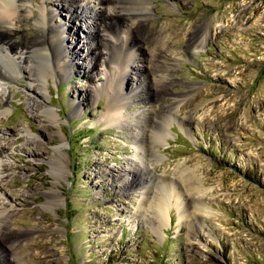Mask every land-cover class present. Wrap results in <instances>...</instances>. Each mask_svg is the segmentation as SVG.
<instances>
[{
  "label": "rangeland",
  "instance_id": "obj_1",
  "mask_svg": "<svg viewBox=\"0 0 264 264\" xmlns=\"http://www.w3.org/2000/svg\"><path fill=\"white\" fill-rule=\"evenodd\" d=\"M58 1L66 74H47L46 98L32 91L39 62L0 87V208L14 210L0 231V264H264V0H151L154 16L140 29L166 37L169 51L147 77L131 60L122 125L104 120L107 96L89 92L106 79L100 22ZM32 7L40 13V2ZM33 14L11 28L15 46L34 36ZM170 64L171 83L158 91L157 70ZM154 108L172 114L154 116L166 135L143 169L137 119ZM167 181L178 201L159 228L143 187L150 197Z\"/></svg>",
  "mask_w": 264,
  "mask_h": 264
},
{
  "label": "bare ground",
  "instance_id": "obj_2",
  "mask_svg": "<svg viewBox=\"0 0 264 264\" xmlns=\"http://www.w3.org/2000/svg\"><path fill=\"white\" fill-rule=\"evenodd\" d=\"M64 1L67 4L70 2V7L72 5V8H76V11L80 9L82 14H86L91 18H96L100 22L98 33L100 32L102 36L100 39L101 43L99 44L106 41L108 48V56L106 57L104 64L106 79L102 85L92 86L89 89V92L93 93L97 98L100 95L107 96L108 104L106 106L104 120L108 123L122 125L123 122L129 121L128 118L124 116V102H129L130 98L124 96L122 90L125 74L128 73L131 68V60L133 58L140 59L142 65H140L141 67L139 66L136 68L142 69V72L146 74L149 72L147 65L151 64V66H154L155 64L156 68V63L158 62V58L161 57V54L164 51H169L166 47V37L163 38L161 35L155 36L151 32L145 33L140 29L145 21L150 20L154 16V9L152 6L153 3L151 0ZM35 2L41 3V8L39 10L40 13L38 14H33L32 4ZM63 8L65 9L66 6L61 5L58 0H0V49H2V59L8 60V63L3 61L2 65L0 64V87L6 82L18 79L20 70H22L25 63L30 62L32 63V66L34 63V68L40 63L41 70L42 72L44 71V75L40 74L39 76L38 73L34 82L37 83V87L40 85L39 91L36 90V88H33L32 91L33 93L40 94V98H46L43 85L45 81H47V74L54 79L57 76L62 77L66 74L71 61V56L68 55L70 53V49L68 50V48L64 45V24L61 23L62 19L60 18V9L62 10ZM32 14L34 15L33 21L34 27L36 28L34 36L26 42H21L19 45L15 46V41H12L9 37L13 31L11 28L16 24L17 18L26 20ZM203 27L204 28H202L201 31L206 33V30L204 29L209 27V23ZM173 33H175V30ZM176 33H179L178 29L176 30ZM75 39L74 41L77 42L78 38L76 40ZM199 42L198 35L189 40L188 49L191 53L196 51ZM84 45L90 52H97V47L92 48L89 43ZM31 57H36V63L31 60ZM172 60L176 61L175 59ZM85 66L88 67L85 63H83L82 68ZM136 68L132 67V69ZM171 70H173L172 64L163 67L159 71L157 70V72L161 73V76L159 77V84L154 83V87L158 91L164 92L170 85L171 79L169 75ZM29 88H32L31 84ZM142 88L145 87L142 86ZM0 92L4 95L5 91L3 92V89L0 88ZM192 94L193 92H191V95ZM140 97L145 99V95L141 96L140 94ZM29 98L32 99L31 97ZM30 102L32 103V105L28 104L30 109L35 106L37 108L36 101L30 100ZM80 106L81 102L76 105L74 110H77ZM38 107L53 113L50 108H47L45 102L41 99L39 100ZM171 111L168 113H162L158 112L156 108H154L150 112L151 119H148L143 113L138 115L139 119H137V127L140 129L142 137L141 140L136 141L135 144L142 150V152L140 154L141 157H137L138 162L135 163L139 165V168L144 166L143 169H147L146 161H149V158L153 154V151H151L152 145L154 142L161 141L166 135L164 130L158 127L160 124L156 121L157 119H154V116H171ZM187 117L189 119V116ZM148 131L151 135L150 144ZM147 156L149 157L147 158ZM56 160L57 161L54 165L64 163L60 158H57ZM128 171L133 170L128 169ZM179 177L181 178V176ZM186 179L192 181V186L195 190L201 189L200 183H198L199 181L197 182L199 178H197L195 171H191ZM147 183L148 182L144 184L146 185ZM125 185L126 184L123 186ZM145 185L143 190H146V195L144 196L143 201H148L147 203L149 207L152 209L154 208L153 211H155L154 214L156 216V223L158 227L160 228L167 225L171 208H173L178 201L177 191L172 183L167 181L164 183V186H162L161 193L159 192V194H155V192L151 191V196L149 197V195H147L148 187ZM49 195L51 198L55 197V199L59 197L58 192L54 189H51ZM140 207H143V210L146 211V206L144 208L143 203H141ZM12 212H14L13 209L7 211L6 208H0V231H2L3 227L6 226L4 221L12 216ZM180 213L182 214L181 217H184L186 211L183 210Z\"/></svg>",
  "mask_w": 264,
  "mask_h": 264
}]
</instances>
